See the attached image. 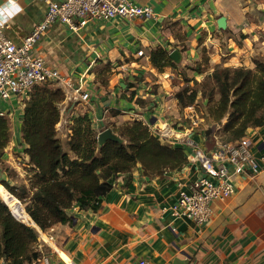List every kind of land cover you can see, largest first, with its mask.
<instances>
[{"label": "crops", "instance_id": "crops-1", "mask_svg": "<svg viewBox=\"0 0 264 264\" xmlns=\"http://www.w3.org/2000/svg\"><path fill=\"white\" fill-rule=\"evenodd\" d=\"M64 1L0 0V23L5 25L7 37L20 45L43 21L49 4ZM131 1L151 7L154 17L91 21L78 32L56 23L41 37L33 54L61 74L81 81L83 92L90 94L89 101L82 102L59 86L66 95L63 114H73L79 107L90 111L100 133L137 117L144 121L158 118L157 124L168 127L173 140L174 132L183 134L188 126L183 117L189 110L180 108L174 88L164 77L170 68L159 72L152 66V50H176L181 60L194 63L207 59L208 76L218 66L254 69L253 59L264 58V0ZM221 17L226 18V29L218 26ZM139 51L145 56L138 57ZM107 62L122 63L123 74L113 75L110 84L103 86L96 81L94 68ZM136 74L145 76L147 82L128 87L122 76ZM19 105L13 100L4 108L14 107L11 119L19 120L20 125L24 108ZM246 136L260 158L264 126L250 129ZM193 137L205 150L222 142L214 132L197 131ZM16 138L14 135L4 162L25 173L27 168L31 178L35 172L29 156H19L27 146L13 151ZM21 159L22 165L17 162ZM188 161L182 170L158 177L146 176L140 165L129 179L125 174L104 177L110 190L104 195L102 209L94 213L76 207L72 224H56L50 229L53 242L48 241L49 252L44 257H49V264H173L186 255L189 264H264V170L255 177H236L235 195L215 201L212 220L199 231L189 220L173 219L169 209L183 189L205 175L197 161L190 157ZM5 174V181L18 183ZM25 183L29 185V179ZM33 264H44L43 259Z\"/></svg>", "mask_w": 264, "mask_h": 264}, {"label": "trees", "instance_id": "trees-1", "mask_svg": "<svg viewBox=\"0 0 264 264\" xmlns=\"http://www.w3.org/2000/svg\"><path fill=\"white\" fill-rule=\"evenodd\" d=\"M150 62L159 72L177 67L163 48L152 50ZM253 62L254 69L218 66L207 77L214 86L203 95L213 104L209 114L221 126L224 143H235L250 129L264 126V58L255 57ZM199 93L187 87L176 93L175 98L180 108L185 109L194 106ZM65 100L59 86L44 83L32 89L23 109L21 142L27 146L24 151L35 172L30 178L33 195L25 211L16 198L22 200L15 193L16 188L4 182L13 196L0 186V260L7 264H33L40 258L36 251L39 235L31 225L46 232L56 224H72L76 207L98 213L104 195L110 190L104 177L125 174L129 179L138 165L146 176L158 177L182 170L189 163L183 147L163 143L139 120L113 126L111 130L123 142L109 140L101 146L93 118L89 114L79 116L74 120L66 148L56 129L61 118L60 106ZM209 131L212 133L213 129ZM10 142L9 119L0 118V157ZM20 189L26 191L25 186Z\"/></svg>", "mask_w": 264, "mask_h": 264}, {"label": "built area", "instance_id": "built-area-1", "mask_svg": "<svg viewBox=\"0 0 264 264\" xmlns=\"http://www.w3.org/2000/svg\"><path fill=\"white\" fill-rule=\"evenodd\" d=\"M153 17L151 7L137 5L131 0L53 2L49 4L43 21L20 45L7 37L5 25L0 23V118L15 116L14 107L4 108V104H11L13 100H17L19 107L24 108L32 89L44 83L62 86L66 91L78 96L82 102L89 101L90 94L83 92L81 81L61 74L33 54L41 37L54 24L61 23L78 32L91 21ZM138 56L144 57L145 54L139 51ZM186 109L189 110L186 117H189L191 122L184 128L183 134L180 131L174 132L173 140L167 132L168 127L157 124L158 118L153 123V118L151 121H144L137 117L136 120L146 123L151 132L163 143L185 147L188 157L197 161L203 168L205 175L194 181L188 189H183L177 201L169 208L173 219L189 220L202 231L201 229L210 223L214 216L213 203L225 201L235 195L236 177H255L264 170V154L260 158L255 156L252 152V142L247 136L235 143L219 142L212 149H203L193 137L200 127L195 107L190 106ZM49 240L53 241V237L50 236ZM43 263L49 264V257H43ZM0 264L7 262L1 259Z\"/></svg>", "mask_w": 264, "mask_h": 264}, {"label": "rangeland", "instance_id": "rangeland-1", "mask_svg": "<svg viewBox=\"0 0 264 264\" xmlns=\"http://www.w3.org/2000/svg\"><path fill=\"white\" fill-rule=\"evenodd\" d=\"M261 18H264V17H261ZM207 61L208 60L205 59L201 63H194L185 58L181 60L179 63H177L176 68H173V69L170 68L168 71V74L166 76L164 75V77L166 78V81H169L170 85L174 88L175 94L182 91L183 89L187 87H190L191 89L199 90L200 93H199L198 101L194 104L195 112L197 113L200 119V127L198 131L199 132L201 131L210 132L209 130L213 129L214 134L216 133L222 140L223 135L221 133V128H219L220 125L216 124L209 114L210 108L213 106V104L208 103V101L205 99L203 95V92L208 93L214 86L213 81L210 78H207L209 74V70L205 66L208 64ZM117 63L112 64L111 62H107L105 64H102L101 66H98L97 68H94L96 72V81L99 82L103 86H107L108 84H110V80L114 77L113 75L123 74V69H122L123 64L120 62H117ZM231 68H234V67H231ZM199 72H201V74H199ZM126 77L124 75L122 76V78H124L125 80V83L132 84L134 86L141 82H147L146 81L147 79L145 78V76L143 75L141 76L139 74L132 75L131 77L129 76H126ZM147 84L150 85V83H147ZM149 90L153 91L154 87L149 86ZM218 99L219 97L215 93V100H218ZM63 103L60 106V109H61L60 122L62 123V127H59L60 126V122H59L56 129H57V137L60 140H62L65 147L67 148L68 146L66 142L70 138L69 136L71 134V128L73 126L74 120L77 117L83 116L85 114L90 115V111L83 109L82 107H79V109L72 110L73 114L70 111L69 112L67 111L63 114L62 112L65 107ZM186 116H187V113L185 114V117H183V119L187 121L188 124H190L191 120L189 117H186ZM8 119L10 123L11 142L14 139V135L17 136L15 140V144L17 142L18 144H16L15 148H13V151H14L16 150L17 147L24 145L21 142V132H20L22 123H20L19 125V120L13 122L11 118H8ZM204 135L205 134H203V136ZM8 146L4 149L2 157H0V186L6 189L11 194H12L11 190H8L6 188V186L4 185V182L8 184L9 186L16 188L15 193L21 196L22 200H20L16 196L15 197L19 200L20 204L22 205V209L25 210V206L29 204L30 199L33 195V192L30 189V178L28 176L29 174H27L29 171H27V168H24V167L23 168L27 173H25L22 170V168L18 170L14 168L11 169L10 167H8V165L4 162V158H5L4 155L7 154L6 151L8 149ZM24 154H26L25 151H22V153H20L19 156L22 157ZM17 162H19L21 165L24 163L22 159H21V162L19 160H17ZM4 172L7 174L8 178L11 181L18 182V183L11 184L10 182L5 181ZM26 179H29V185H26L25 183ZM23 186L26 187V191L24 192L21 191L20 189ZM12 195L14 196V194ZM0 199H2L1 195H0ZM30 227L34 228L38 232V235H39L38 243L36 245V251L40 253V258L37 261H35V262H38L40 259L42 260L44 255H46L49 252L48 243L53 242V241L49 240L50 235H51L50 230L43 232L37 225H33V226L31 225Z\"/></svg>", "mask_w": 264, "mask_h": 264}, {"label": "water", "instance_id": "water-1", "mask_svg": "<svg viewBox=\"0 0 264 264\" xmlns=\"http://www.w3.org/2000/svg\"><path fill=\"white\" fill-rule=\"evenodd\" d=\"M218 26L220 29H226L227 24H226V18L225 17H221L218 20ZM170 58L175 62V63H179L181 61V55L178 51L174 50L173 52L170 53ZM126 85V84H123ZM123 87V86H122ZM155 120H153L154 122ZM212 133L209 132V135H211ZM99 144L102 146L104 145L107 141H114V142H118V143H122L123 139L118 136L117 134H115L111 129H106L103 132H101L99 134ZM7 205V204H6ZM8 206V205H7ZM10 209V208H9ZM11 211V209H10ZM12 213V211H11ZM13 214V213H12ZM13 216L15 217V215L13 214ZM16 218V217H15ZM17 220H19L18 218H16ZM20 221V220H19ZM21 222V221H20ZM23 223V222H22ZM34 223V222H33ZM25 224V223H24ZM35 224V223H34ZM190 261V257L186 255V259L185 260H181V259H175L173 264H189Z\"/></svg>", "mask_w": 264, "mask_h": 264}]
</instances>
